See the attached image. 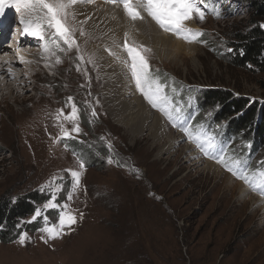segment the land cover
I'll return each mask as SVG.
<instances>
[{
  "label": "rangeland",
  "instance_id": "rangeland-1",
  "mask_svg": "<svg viewBox=\"0 0 264 264\" xmlns=\"http://www.w3.org/2000/svg\"><path fill=\"white\" fill-rule=\"evenodd\" d=\"M244 1L207 0L218 5L220 18L205 10L203 21L186 22L204 33L198 42L166 32L164 48L136 37L128 43L151 49L142 54L152 74L167 85L165 90L170 84L161 72L198 93L222 89L239 97L264 98L255 78L231 67L224 56L230 52L224 44L226 34L249 19ZM97 2L103 1L78 3L74 10ZM16 14L27 17L23 10ZM77 14L71 23L85 32H76L80 51L54 49L52 55L39 48L40 40L34 37L37 43L26 49L48 63L32 70L26 88L18 86L21 96L0 102V198L34 190L46 196L36 209L43 216L41 228L27 229L13 241L0 240V264H264V197L203 158L136 89L121 63L126 54L120 45L131 30L127 23L117 20L113 28L110 18L107 27L101 14L93 19ZM85 19L83 25L78 23ZM61 47L67 46L61 42ZM128 88L132 93L123 98ZM131 101L141 111L149 106L159 112L158 122L140 127L138 120L127 122L125 114L113 113ZM72 103L78 119L61 116L58 121L59 110L66 116ZM61 124L70 137H62ZM76 125L79 133L71 131ZM188 143L197 157L191 156ZM241 144L236 140L234 145ZM69 169L82 173L75 192ZM53 196L58 205L70 206L77 222L50 239L41 229L46 223L58 225L61 208L45 207ZM36 211L24 220L32 221ZM22 234H27L23 244Z\"/></svg>",
  "mask_w": 264,
  "mask_h": 264
},
{
  "label": "snow or ice",
  "instance_id": "snow-or-ice-1",
  "mask_svg": "<svg viewBox=\"0 0 264 264\" xmlns=\"http://www.w3.org/2000/svg\"><path fill=\"white\" fill-rule=\"evenodd\" d=\"M93 2L94 0H0V16L4 15L5 7H15L17 12L23 10L28 17L27 19L22 17L20 21L24 26V33L41 41H45L46 34L48 35L47 42L42 45L45 52L55 55L54 49L67 53L73 48L79 52L76 32L79 31L80 36H84L85 32L82 27L76 29L71 23V21L76 20L78 15L74 10V6L78 3ZM105 3L122 8L133 24L136 21H143L145 17L142 13H146L164 32L173 33L188 43L198 42L197 38L202 36L203 32L188 27L186 22L194 18L203 21L206 15L205 10L209 8L207 0H105ZM211 11L216 18H220L218 8H212ZM86 22L87 19L78 21L81 25ZM261 27H264V25H261ZM48 30H51V32L48 33ZM128 35L125 32V41L120 45L126 54L121 63L130 74L137 90L144 96L150 106L158 110L172 127L182 132L186 140L192 143L203 156L221 165L233 177L242 180L250 190L264 197V169L252 170L247 161L227 156L226 148L219 145L216 137L210 134L203 124L193 125L194 118L186 114L182 106L173 101L172 97L165 92L167 85L162 84L159 78L152 74L148 60L142 54L150 52L151 49L142 45L130 46ZM61 42L67 47H61ZM108 51L111 55H115L111 50ZM229 51L232 50L229 49ZM78 59L83 61L84 57L79 56ZM60 62V58L57 57L56 63ZM88 62H92L91 58ZM68 101L71 102L72 97H68ZM77 113L78 109L75 103H72L71 112L65 116L63 109H60L57 120L59 121L60 117L64 116L65 119L75 122L78 119ZM92 115L95 116V110H93ZM60 129L62 137L71 136L69 130L65 129L62 124ZM71 131L79 133L80 128L76 125ZM109 148L111 149V145H109ZM108 163H113L111 158L108 159ZM259 163L264 164V161ZM79 166L81 169L85 167L82 161ZM67 171L74 178L72 191L75 192L80 184L82 173L71 169ZM68 199H72L71 193ZM45 207L61 208L58 225L47 226L46 223V226L41 229V231L49 234L50 239L58 238L63 234L66 227L70 229L72 225L76 224L77 215L71 210L70 206L68 204L58 205L54 196ZM39 216H41V211L38 209L32 219L35 220ZM79 216L82 218L83 214L80 213ZM44 219L47 222V217H44ZM26 238L27 234H22L19 242L23 244Z\"/></svg>",
  "mask_w": 264,
  "mask_h": 264
},
{
  "label": "trees",
  "instance_id": "trees-1",
  "mask_svg": "<svg viewBox=\"0 0 264 264\" xmlns=\"http://www.w3.org/2000/svg\"><path fill=\"white\" fill-rule=\"evenodd\" d=\"M244 2L249 6V19L226 34L224 44L232 51L224 56L231 67L253 76L264 96V0ZM158 74L169 81L165 92L194 118L193 125L203 124L216 137L219 145L226 148L227 156L247 161L252 170L264 169V164L259 163L264 159L258 158L264 155V104L235 96L230 90L207 89L198 93L163 72ZM206 111L210 112L208 116ZM236 140H242V144L235 146ZM45 200L46 196L36 190L0 198V240L13 241L23 230L40 228L41 217L31 223L24 218Z\"/></svg>",
  "mask_w": 264,
  "mask_h": 264
},
{
  "label": "bare ground",
  "instance_id": "bare-ground-1",
  "mask_svg": "<svg viewBox=\"0 0 264 264\" xmlns=\"http://www.w3.org/2000/svg\"><path fill=\"white\" fill-rule=\"evenodd\" d=\"M102 1L103 2H97L95 4L80 5L77 11L81 14L85 13L91 19H93L97 14H101L100 17L104 16L102 22L104 24H107V27H109L110 25V18L113 28L119 25L117 20L121 19L125 23H127V27L131 29L127 31V33L129 34V39L133 40L132 38L136 37L140 41H145L143 42L144 44H153L156 48H164L166 32L159 30L152 19L148 17L146 13H142V15H144L145 17L143 21H136L133 24V22H131L127 18L122 8L116 7L112 4L104 3L105 0ZM81 6H84V8L82 9ZM101 7H103L104 9H101ZM13 30L14 28L11 27L9 31L11 32ZM136 30H138L137 33ZM16 43L15 54H13V50H11L10 48H6L8 46L3 47L2 45H0V77H3L2 80H0V102L11 97L12 95L16 97L21 96L18 86L21 85V88H26V83L29 82L27 81V79L30 78V75L32 73H34L32 70L39 66L37 62H28L29 60L31 61V59H38L41 61H47L46 58L39 56L35 52L31 53L32 50L29 52L26 49L28 45L34 46L31 41L24 43V41L20 38ZM21 47L26 50L24 54L21 52ZM16 54L18 55V60H16ZM22 60L24 62L23 64H21ZM17 70H19L20 73H17ZM130 93H132L131 88L125 89L122 91V97L124 98ZM124 103L126 104V102ZM144 108L145 110L141 111L140 107L136 105L134 101H131L128 105H125L123 107L122 111L113 113L116 116L118 114H125V118L123 120L127 122L138 120L140 127H142L148 121L149 123L150 121H152V123L158 122L160 113L157 111L152 112L149 106H145ZM134 114H139V116H135L133 118L132 115ZM187 148L191 152V156H198V154L194 151L189 143L187 144Z\"/></svg>",
  "mask_w": 264,
  "mask_h": 264
}]
</instances>
